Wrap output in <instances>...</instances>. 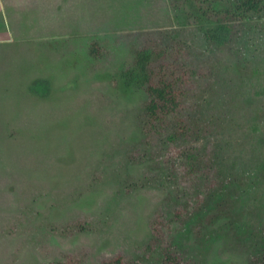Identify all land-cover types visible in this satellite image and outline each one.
Wrapping results in <instances>:
<instances>
[{"label":"rangeland","instance_id":"374dc122","mask_svg":"<svg viewBox=\"0 0 264 264\" xmlns=\"http://www.w3.org/2000/svg\"><path fill=\"white\" fill-rule=\"evenodd\" d=\"M246 40L207 52L169 0H0V264H264V29ZM178 45L206 73L193 138L121 80ZM206 143L198 187L185 153Z\"/></svg>","mask_w":264,"mask_h":264},{"label":"trees","instance_id":"16d2710c","mask_svg":"<svg viewBox=\"0 0 264 264\" xmlns=\"http://www.w3.org/2000/svg\"><path fill=\"white\" fill-rule=\"evenodd\" d=\"M224 1L169 0V5L174 11L185 13L189 17L200 33L207 52H220L226 47L232 50L237 40L244 41L245 45L253 28H258L259 31L264 29V0H229L228 7H223ZM166 50H161V55L150 48L138 50L133 65L121 73V80L126 86L138 87L146 92L148 100L144 109L155 126L164 129L172 125L177 127V132L181 131L178 136L191 133L192 138L195 131L206 133L207 123L198 119L194 123L190 122L186 100L191 90L198 85L199 78L205 77L206 73L201 72V66L192 67L187 62L190 53L188 46L178 45L176 53ZM196 76L199 78L196 79ZM209 147L206 143L193 147L189 154L185 153L190 159L189 173L204 162L201 177L196 182L198 187H207L210 177L217 175V166L204 161L205 150ZM211 160L213 161L212 157ZM153 229L158 232L157 225H154ZM155 236L159 235L155 232ZM160 263L182 264L180 258L169 251L163 252ZM105 264L140 263L116 258Z\"/></svg>","mask_w":264,"mask_h":264}]
</instances>
